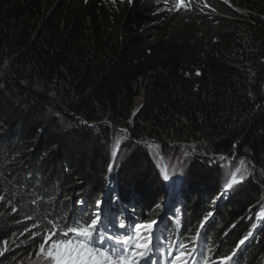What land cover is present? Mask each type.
I'll return each instance as SVG.
<instances>
[{
	"label": "trees",
	"instance_id": "16d2710c",
	"mask_svg": "<svg viewBox=\"0 0 264 264\" xmlns=\"http://www.w3.org/2000/svg\"><path fill=\"white\" fill-rule=\"evenodd\" d=\"M167 1L0 0V264L37 250L25 231L37 217L91 212L105 195L123 197L112 207L126 224L156 220L186 243L202 231L221 256L252 231L235 259L264 264L261 179L225 192L204 159L174 178L140 146L244 153L264 171V0H205L203 12L193 0L181 13ZM117 128L130 152L109 174Z\"/></svg>",
	"mask_w": 264,
	"mask_h": 264
},
{
	"label": "snow or ice",
	"instance_id": "6c2138e0",
	"mask_svg": "<svg viewBox=\"0 0 264 264\" xmlns=\"http://www.w3.org/2000/svg\"><path fill=\"white\" fill-rule=\"evenodd\" d=\"M128 2L131 3V0ZM168 3L170 11L181 13L192 10L193 0H168ZM224 3L227 4L228 0H224ZM196 7L203 12L209 5L201 0ZM212 10L215 11L214 8ZM116 144L118 147L119 140ZM117 155L114 148L113 160L108 165L109 174L113 171ZM240 164L243 165L244 161L241 160ZM237 173H241L240 167L230 174V179L224 186L225 192L243 182L244 175L241 174L238 179ZM162 180L165 188L176 183L175 180H170L166 172ZM122 199L120 195H109L105 199L96 200L91 212L81 210L80 214L73 212L37 217L41 221L46 220V223L38 225L34 222L32 227L37 229L36 232L25 229L30 232L33 243L39 238L36 259L32 261L31 255L29 256L31 264H238L235 259L237 252L242 250L241 246L253 235L249 231L230 254L221 256L219 250L213 253L205 247L207 240L202 231H197L195 237L186 243L166 235L167 229L160 231L161 222L156 220L126 224L127 217L121 218L112 207L114 201ZM212 215L209 212L203 218L201 229ZM256 220L264 227V204H261L260 211L256 213ZM256 227L257 224L253 223L252 228ZM157 232L160 234L157 235ZM0 255H3V250H0ZM162 256L166 259H162Z\"/></svg>",
	"mask_w": 264,
	"mask_h": 264
},
{
	"label": "rangeland",
	"instance_id": "374dc122",
	"mask_svg": "<svg viewBox=\"0 0 264 264\" xmlns=\"http://www.w3.org/2000/svg\"><path fill=\"white\" fill-rule=\"evenodd\" d=\"M167 4L168 1L166 2ZM144 101L143 96H138L135 99L134 107L132 115H135L138 110H140L142 104ZM126 129L117 128L110 130V134L108 135L107 139V152L109 155V160L107 162V167L109 163L112 162V151L115 148L118 152L117 158L115 160V167L118 168L122 162L124 161L125 155L128 156L130 150H127V146H130V137L129 133L124 131ZM96 132V138L101 136V132L99 129L95 130ZM105 138V137H104ZM117 140H119V146L117 147ZM142 148L147 151L150 155V160L152 162V166L160 169H164L165 166L168 167L165 171H169L170 173H173L174 178L177 177V172H184L188 169H192L190 166L193 162L194 158H200L204 159L205 162L210 164L216 171H218V175L223 183L225 185L227 181L230 179V174L235 172V169L237 167L241 168V173H237V178L239 179L240 175H244V180L242 183L247 182V180L250 178H254L256 180L261 179L260 182V195L259 199L261 200L262 204H264V171L251 159V157L247 154H234L232 156H213L208 153L198 152V150L195 148V146L189 144V143H153L149 142L148 140H143L140 143ZM243 160L244 164L241 165L240 161ZM170 162L173 164L171 165ZM175 172V174H174ZM237 184V185H240ZM234 185V186H237ZM133 221L128 222V224H131ZM136 222V221H135ZM9 244L7 246L5 245L3 247V253L8 251ZM38 250V248H37ZM31 255L32 261H34L35 258V252H29L27 255L21 256V255H15L14 260L11 264H31V261L29 260V256Z\"/></svg>",
	"mask_w": 264,
	"mask_h": 264
}]
</instances>
